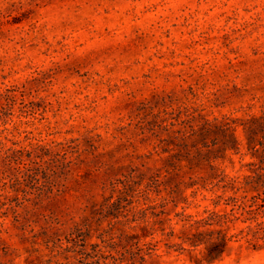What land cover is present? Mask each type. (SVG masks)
Wrapping results in <instances>:
<instances>
[{
    "label": "rangeland",
    "instance_id": "1",
    "mask_svg": "<svg viewBox=\"0 0 264 264\" xmlns=\"http://www.w3.org/2000/svg\"><path fill=\"white\" fill-rule=\"evenodd\" d=\"M0 264H264V0H0Z\"/></svg>",
    "mask_w": 264,
    "mask_h": 264
},
{
    "label": "trees",
    "instance_id": "2",
    "mask_svg": "<svg viewBox=\"0 0 264 264\" xmlns=\"http://www.w3.org/2000/svg\"><path fill=\"white\" fill-rule=\"evenodd\" d=\"M221 219H223V217L211 214L208 218L203 220L202 225H221ZM188 240L192 246L204 243L206 247V259L208 261H213L221 257L229 238L226 237L221 228H215L206 232L196 230L188 237Z\"/></svg>",
    "mask_w": 264,
    "mask_h": 264
}]
</instances>
